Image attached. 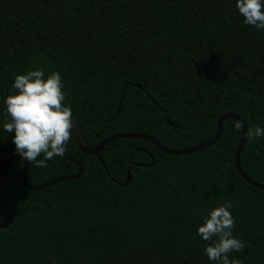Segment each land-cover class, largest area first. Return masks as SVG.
Segmentation results:
<instances>
[{
	"label": "trees",
	"instance_id": "trees-1",
	"mask_svg": "<svg viewBox=\"0 0 264 264\" xmlns=\"http://www.w3.org/2000/svg\"><path fill=\"white\" fill-rule=\"evenodd\" d=\"M37 68L60 74L85 147L144 132L186 148L211 138L225 112L264 128V29L244 23L236 0H0V187L15 146L4 99L16 74ZM236 122L188 154L120 138L99 157L78 150L74 125L66 150L83 173L39 190L22 185L15 151L0 196L13 216L0 228V264H217L197 229L225 202L246 245L229 258L264 264V191L236 169ZM239 160L264 185V136L246 137ZM46 163H29L27 183L78 170L64 155Z\"/></svg>",
	"mask_w": 264,
	"mask_h": 264
},
{
	"label": "clouds",
	"instance_id": "clouds-1",
	"mask_svg": "<svg viewBox=\"0 0 264 264\" xmlns=\"http://www.w3.org/2000/svg\"><path fill=\"white\" fill-rule=\"evenodd\" d=\"M236 7L244 18V23L257 29H264V0H236ZM63 82L57 71L47 77L37 68L15 75L10 92L4 99L6 105L3 128L14 133L16 152L23 160L35 164L37 168L48 167L47 161L55 156H63L66 145L72 138L74 126L71 107L65 103ZM242 123H235L239 132ZM264 136V128L249 126L246 137L249 140ZM43 156V159L38 157ZM231 202L211 207L202 216L198 234L209 242L203 249L210 261L217 264H243L239 259H230L229 253L240 252L245 243L233 235L235 220L229 209ZM2 219V218H0Z\"/></svg>",
	"mask_w": 264,
	"mask_h": 264
},
{
	"label": "water",
	"instance_id": "water-1",
	"mask_svg": "<svg viewBox=\"0 0 264 264\" xmlns=\"http://www.w3.org/2000/svg\"><path fill=\"white\" fill-rule=\"evenodd\" d=\"M119 108V107H118ZM117 108V109H118ZM227 119H234L236 121H239L242 123L243 127L241 128V132H240V138L237 144V147L235 149V153H234V163L236 166V169L239 173V175L249 184L253 185L254 187L264 191V185L251 179L249 176H247L245 174V172L242 170L241 165H240V152L245 144L246 141V132H247V128H246V124L243 121V119L232 112H225L223 113L217 120L216 123V129H215V133L214 135L202 142L196 143L194 145L188 146L186 148H181V149H172V148H168L164 145H162L157 139H155L153 136L144 133V132H123V133H115V134H111L108 135L104 138H102L96 145L91 146V147H85L81 144L80 141V131H81V124L79 122L78 119H73V123L76 126V131L74 134V142L76 144V147L78 148V150L85 152V153H95L98 157H99V151L108 143L116 140V139H120V138H141V139H146L149 140L150 142H152L156 148H158L160 151L169 154V155H183V154H188L191 152H195V151H199L205 147L211 146L213 145L218 138L220 137L221 134V128H222V124L225 120ZM166 122H168L169 124L173 125V123L168 120L165 119ZM16 151V146H13L11 148V150L9 151L8 154V158H7V162L4 168V173H3V182L1 184L0 187V196L2 195V193L4 192V190L6 189V186L8 184V177H9V169H10V165H11V161L13 158V154ZM149 154V153H148ZM64 157L69 160L70 162H73L75 164L78 165V170L76 173L71 174V175H59L53 178L48 179L47 181L38 184V185H31L29 183H27L26 179H25V173L27 171L29 162L27 160L23 161V165H22V169H21V173H20V181L22 183V185L30 190H39V189H43L45 187H48L56 182L59 181H67V180H73L78 178L79 176H81V174L83 173L84 167L83 164L81 163V161H79L78 159L70 156L67 153V150L65 149V153H64ZM101 163H103V161L100 159ZM154 163V157L151 156V162L148 163L149 165ZM130 180V173L129 171H127L126 174V179L123 181V183H126ZM7 204H8V200L5 203L3 210L0 211V216L3 217V222H0V228L7 226L8 224L11 223L13 216L11 213H9L7 211Z\"/></svg>",
	"mask_w": 264,
	"mask_h": 264
}]
</instances>
